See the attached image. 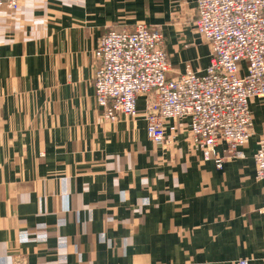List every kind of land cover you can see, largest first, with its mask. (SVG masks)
Here are the masks:
<instances>
[{
    "label": "crops",
    "instance_id": "crops-1",
    "mask_svg": "<svg viewBox=\"0 0 264 264\" xmlns=\"http://www.w3.org/2000/svg\"><path fill=\"white\" fill-rule=\"evenodd\" d=\"M195 0H22L0 7V264H264L253 131L220 167L191 145L187 120L154 145L144 120L101 121L93 52L110 29L158 26L167 79L209 65ZM245 64H242L244 72ZM260 120V124H258ZM172 128V130H171Z\"/></svg>",
    "mask_w": 264,
    "mask_h": 264
},
{
    "label": "built area",
    "instance_id": "built-area-1",
    "mask_svg": "<svg viewBox=\"0 0 264 264\" xmlns=\"http://www.w3.org/2000/svg\"><path fill=\"white\" fill-rule=\"evenodd\" d=\"M21 1L0 0V7L14 11ZM195 11L194 29L210 47L203 72L167 79L170 63L158 26L110 29L93 52L94 100L100 120L115 122L136 119V98L145 96L146 131L154 145L170 143L169 121L187 120L191 145L220 167L225 158L216 155V146L226 145V158H242L253 131L250 103L264 99V0H195ZM253 162L264 218V135Z\"/></svg>",
    "mask_w": 264,
    "mask_h": 264
},
{
    "label": "rangeland",
    "instance_id": "rangeland-1",
    "mask_svg": "<svg viewBox=\"0 0 264 264\" xmlns=\"http://www.w3.org/2000/svg\"><path fill=\"white\" fill-rule=\"evenodd\" d=\"M261 122H260V120H258V124H260Z\"/></svg>",
    "mask_w": 264,
    "mask_h": 264
},
{
    "label": "bare ground",
    "instance_id": "bare-ground-1",
    "mask_svg": "<svg viewBox=\"0 0 264 264\" xmlns=\"http://www.w3.org/2000/svg\"><path fill=\"white\" fill-rule=\"evenodd\" d=\"M136 108H137V106H136ZM117 121V120H116Z\"/></svg>",
    "mask_w": 264,
    "mask_h": 264
}]
</instances>
